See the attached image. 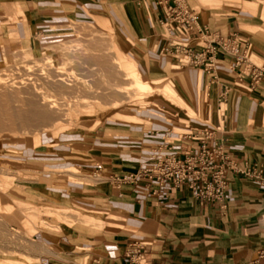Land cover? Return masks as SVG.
<instances>
[{"label":"rangeland","instance_id":"374dc122","mask_svg":"<svg viewBox=\"0 0 264 264\" xmlns=\"http://www.w3.org/2000/svg\"><path fill=\"white\" fill-rule=\"evenodd\" d=\"M30 5L38 13L32 22L35 25L25 17ZM189 5L200 15L209 9V29L218 26L213 22L218 13L233 15L252 36L255 49L264 53V0H189ZM97 17L108 19V25L101 26ZM159 33L162 36L149 33L139 7L124 0L100 4L91 0H0V83L39 87L63 110L49 122L35 115L41 108L16 102L31 98L26 87L15 100L11 94L0 95V264H86L81 247L108 226L118 228L122 220L101 199L100 180L106 182V175L98 170L108 163L105 158L131 151L134 163L146 164L145 135L155 136L151 132L161 127L170 129L166 121L175 127L190 128V122L206 123L208 119L210 125H222L225 102L222 111H217L203 82L197 87L184 84L199 69L186 64L188 58L182 66L179 60L184 55L171 50L179 39L163 26ZM160 39L165 44L156 51ZM249 58L262 66L263 60L254 52ZM134 71L150 83L166 84L135 96L129 89ZM230 73L234 78V72ZM46 75L55 77L53 82L61 75L68 85L44 83ZM170 79L192 108L201 105L202 114L193 113L177 97L167 83ZM116 85L129 89L125 100L115 97ZM23 94L25 98H20ZM115 98L120 102L112 105ZM113 146L118 151L113 152ZM85 217L105 220L104 226L99 232L83 233L76 225L83 224ZM40 246L44 248L38 253L35 247Z\"/></svg>","mask_w":264,"mask_h":264},{"label":"crops","instance_id":"0c3cea01","mask_svg":"<svg viewBox=\"0 0 264 264\" xmlns=\"http://www.w3.org/2000/svg\"><path fill=\"white\" fill-rule=\"evenodd\" d=\"M91 1L100 4L105 0ZM124 2L135 3L139 7L149 33L162 36L159 32L163 26L170 36L179 39V43L189 44L194 52L203 51L206 46L197 38V31L186 34L174 31L172 26L175 24L167 16V6H174L176 2L192 9L189 0ZM24 13L31 25H35L32 22L37 21L38 13L34 5H30L29 13ZM195 13L200 30L217 39L234 36L243 39L249 47L248 57L249 53L254 52L256 57L263 60L264 67L263 51L255 49L252 36L243 31L233 15L218 13L213 19L218 26L209 29L212 20L209 9L204 15ZM202 19L204 28L200 25ZM97 21L101 26H107L109 22L99 17ZM24 43L30 44L28 40ZM164 44L165 41L160 39L155 50L158 51L160 45ZM114 47L128 60L125 52L119 50L115 43ZM197 68L198 72L183 82L186 85L195 80V87L203 82L206 91L210 92V102L216 104L217 111H222V103L225 102V114L220 116L222 125H210L208 119L206 123L190 122L189 128L171 126V122L166 121L168 124H164L170 129L161 127L151 132L153 134L155 131V136L145 135L147 146L144 151L149 158L146 164L134 163L131 151L119 152L115 146L112 147L113 152H118L105 158L108 163L98 170L106 175V182L100 180L101 199L106 200L112 207L109 211L122 220L118 221L121 223L118 228L108 226L91 243L81 247L82 257L87 258L86 264H264V185L246 178L242 173L258 168L264 177V81L252 89V79L241 75L228 57H221L214 70ZM230 72H234V78ZM167 83L193 113L202 114L201 105L192 108L172 79ZM225 83L239 86L234 88ZM216 118L219 120V116ZM202 143L221 146L225 155L234 162V169L226 177L228 207L223 214L214 205L197 200L188 187L177 190L169 184L156 182L130 184L118 181V178L136 173L140 168L153 165L165 157L182 159L181 154L186 148L192 145L197 149ZM76 228L83 233L99 232L101 229L83 224L76 225ZM68 263L76 264L73 261Z\"/></svg>","mask_w":264,"mask_h":264},{"label":"built area","instance_id":"2783aa9c","mask_svg":"<svg viewBox=\"0 0 264 264\" xmlns=\"http://www.w3.org/2000/svg\"><path fill=\"white\" fill-rule=\"evenodd\" d=\"M167 16L176 25L172 26L174 31L185 34L197 31V38L206 44L203 51L194 52L189 44L174 42V53L184 55L179 60L182 66L184 59L188 58L186 64L209 71L216 68L221 57H228L232 59L234 67L239 69L241 75L252 79V89L264 81V67L250 60L246 41L236 36L229 39L211 37L199 29L195 11L178 2L174 6H167ZM181 155L182 159L165 157L153 165L140 168L136 173L118 178V181L130 184L156 182L160 185L169 184L177 190L188 187L197 200L214 205L220 214L225 213L228 207L226 177L229 171L234 169V162L225 155L221 146L206 143H202L197 149L191 145ZM242 173L246 178L257 180L264 185L263 173L258 168L247 169Z\"/></svg>","mask_w":264,"mask_h":264},{"label":"bare ground","instance_id":"6f19581e","mask_svg":"<svg viewBox=\"0 0 264 264\" xmlns=\"http://www.w3.org/2000/svg\"><path fill=\"white\" fill-rule=\"evenodd\" d=\"M42 71V70H41ZM47 74V73H46ZM117 74V73H116ZM47 76V75H46ZM59 76V78L57 79V81H55L54 80V82H58V83H56V84H58L59 85V87L61 86L62 88H65L66 87V85H68L66 82H65V79L61 76V75H58ZM132 77H131V83H130V86H131V88H129L130 90H132L134 93L133 94H135V96L136 95H139V94H141V93H145V92H147V91H149V90H152V89H155V90H158L159 89V86H160V84L162 83V82H159L158 80H160V79H155L154 81H158V82H153V83H150V82H148V81H146V80H144L143 78H139V76H140V73H138L137 71H134V72H132V75H131ZM39 77V80H41L40 78L42 77H40V76H38ZM37 77V78H38ZM50 77H52V75L50 76ZM115 77V76H114ZM142 77V76H141ZM45 78V80H43V77H42V80H43V82L45 83V82H48L49 80L50 81H52L53 82V79L55 78H53L52 77V79H50V78H48V76H47V78L46 77H44ZM116 78V77H115ZM36 80H38V79H36ZM49 81V82H50ZM31 82H33V81H31ZM39 82H41V81H39ZM48 82V83H49ZM51 82V83H52ZM53 82V83H54ZM107 82V81H106ZM193 82H195V80L194 81H190V82H187V84L188 85H193ZM30 83V82H29ZM105 83V82H104ZM26 84H27V82H26ZM33 84H34V82H33ZM32 84V85H33ZM36 84V83H35ZM55 84V85H56ZM18 85H20V84H18ZM22 85H24V84H22ZM32 85H30V86H32ZM37 85V84H36ZM35 85V86H36ZM48 85V84H47ZM50 85V84H49ZM151 85H154L155 87H152ZM54 86V85H53ZM22 87H26L27 88V90L29 91H31V98H28V99H26L25 101H24V99H19L18 101L16 100V102H18V103H22V105H32L33 107V109H35L36 110V108H41V110H40V112H36L35 113V115H37V116H40L41 118H43V119H45V120H49V122H50V117L51 116H53L52 118H54V117H60L62 114H63V110L62 109H60L59 107H58V103L55 101V100H49L46 96H45V94L41 91V89L39 90L38 88H35V87H27V86H16V84L14 85V84H5V83H0V95L2 96V97H7V96H9L10 94H11V96H13L12 98H14V96H17L16 98L18 99L19 97V95L21 94V92L23 91V89H22ZM37 87V86H36ZM112 87V89H113V87L114 86H111ZM110 88V87H109ZM109 88H106V89H109ZM21 89H22V91H21ZM59 89V88H58ZM126 88H124L123 86H120V85H116L115 86V88H114V94H115V97H117V98H119V99H121V100H125L127 97H128V95H129V89H128V91L127 90H125ZM168 93H170V94H172L173 92H172V90H171V88H169V87H167L166 89H165ZM26 91V90H25ZM24 91V92H25ZM27 91V92H28ZM112 91V90H111ZM131 91V92H132ZM107 92V91H106ZM7 94H9V95H7ZM26 95V94H25ZM27 96V95H26ZM29 96V97H30ZM25 98V96H24V94H23V96L22 97H20V98ZM11 98V97H10ZM117 98H115V101H114V104H112V105H116L117 103H119L120 101L117 99ZM14 100H15V98H14ZM25 102H27L26 104H25ZM16 104V103H15ZM20 106V105H19ZM23 106V107H24ZM22 107V108H23ZM29 107V106H28ZM19 109V108H18ZM21 109V108H20ZM23 110V109H22ZM30 110V109H29ZM34 110V111H35ZM39 110V109H38ZM89 110V109H88ZM19 111V110H18ZM24 111V110H23ZM32 111V110H31ZM29 112V111H28ZM33 112V111H32ZM31 112V113H32ZM23 113V112H22ZM33 114V113H32ZM29 116H30V114H29ZM28 119V118H27ZM11 120V119H10ZM13 120V119H12ZM39 120H40V118H39ZM57 120V119H56ZM59 120V119H58ZM57 120V121H58ZM9 121V120H8ZM41 121V120H40ZM13 122V121H12ZM27 123V122H26ZM43 123V122H42ZM55 123V122H54ZM0 124H1V122H0ZM2 125V124H1ZM47 127V126H46ZM4 128V127H3ZM78 218V217H77ZM82 223L84 224V225H86V226H96V227H99V228H102L103 227V225H104V222H103V220H101V219H98V220H96V219H93V218H89V217H85V218H83L82 219ZM44 248V247H43ZM43 248L40 246V247H35V250L39 253V252H41V251H43Z\"/></svg>","mask_w":264,"mask_h":264}]
</instances>
